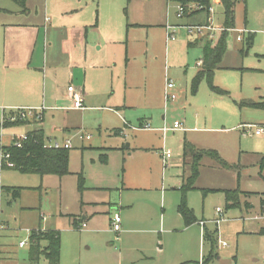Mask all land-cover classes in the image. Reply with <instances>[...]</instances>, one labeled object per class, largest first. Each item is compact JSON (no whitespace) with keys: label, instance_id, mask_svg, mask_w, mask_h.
<instances>
[{"label":"rangeland","instance_id":"rangeland-1","mask_svg":"<svg viewBox=\"0 0 264 264\" xmlns=\"http://www.w3.org/2000/svg\"><path fill=\"white\" fill-rule=\"evenodd\" d=\"M69 1L83 18L92 20L89 29L112 26L121 38L111 45L118 55L103 74V85V77L98 83L97 96L85 100V107L44 110L45 134L51 141L67 139L71 144L67 174L0 170V186L20 188V197L14 199L0 191V264H30V232L50 229L60 230L61 252L72 262L80 256L92 262L109 252L132 250L136 240L144 239L153 264H264V133L242 136L238 127L264 125V109L244 104L264 99V0L235 3L234 27L246 26L254 40L247 48L245 42L236 41L237 32L230 33L221 67L212 75L213 86L225 93L212 90L206 76L193 84L202 69L197 65L202 50L200 43L187 46L196 35L189 34L185 25L205 23L206 12L178 18L176 3L167 0ZM0 6L14 11L17 5L0 0ZM211 6L213 25L218 26L223 21L222 5L211 1ZM5 14L0 17L13 15ZM164 24L177 26L174 40L166 42ZM99 34L103 37L102 30ZM242 48L247 49L244 54ZM88 49L94 52L96 45L89 43ZM165 76L174 82L176 94L166 105L161 92ZM85 92L93 95L89 89ZM57 104L67 106L71 101ZM140 119L146 122L139 125ZM174 121L183 130L164 136L163 127L171 128ZM23 125L0 126V146L13 144V135L33 126ZM114 128L122 131L109 133ZM183 144L189 145L184 147V167ZM160 148L172 152L164 168ZM194 166L192 188L183 192L178 182L183 174L182 183L187 184ZM227 190L237 191L232 206L226 201ZM183 199L196 217L189 226L177 211ZM108 204L117 207L121 230L135 229L120 244L121 230L117 234L108 224ZM87 211L97 227L109 225L112 236L86 235L74 228L73 216ZM200 220L210 237L213 234L212 240L204 238ZM19 241L26 245L19 247ZM158 242L162 254L157 258ZM37 263L47 260L41 255Z\"/></svg>","mask_w":264,"mask_h":264},{"label":"crops","instance_id":"crops-1","mask_svg":"<svg viewBox=\"0 0 264 264\" xmlns=\"http://www.w3.org/2000/svg\"><path fill=\"white\" fill-rule=\"evenodd\" d=\"M211 1L214 4H221L220 0ZM14 3L17 5L14 11L11 9L8 11L6 8L0 6V15H6L5 13L13 14L11 16L2 15L3 18L0 17V113L2 115L9 114L19 108L34 109L37 114L41 115V118L39 120L31 118L27 122L23 123L24 125L29 123L33 124L31 128L24 130V134H26L33 129H43L41 124L44 119L45 109L60 110L63 108H70L80 110L81 108L73 107L74 94H78L80 96L82 107H85V100H90L89 98H92V96H97V90L99 89L98 83L100 85L103 74H105L111 67L110 64L113 63L118 55V51H116V53L115 51L112 52L111 45L120 41L119 39L121 38H117V35H114L112 26L99 30L97 26V16L95 18L96 24H94V26L97 27L95 29L94 27L89 29V27H92V20L89 21L88 18H83L81 13L82 11L79 8L74 7L72 2L69 0H25L23 7L16 1H14ZM14 13H17L18 15H14ZM192 15L194 14H191L190 16ZM21 17H29L30 19H21ZM165 26L166 24H164V28ZM218 27H224L223 21L220 25H218ZM239 29H243L244 31L240 33V35L237 32L238 34L235 36L236 41H241L242 43L245 42V46L247 48L251 47L254 40V33L248 31L246 26ZM101 30L103 31V37L99 34ZM220 33L221 31L216 32V39L211 42L214 43ZM238 35L240 36V40L237 38ZM250 35L253 36L252 43L247 45V38ZM229 36L230 33L227 32L226 48L228 47L227 39ZM242 36H244V40L242 39ZM88 37H90V41L88 40ZM207 40L208 39L204 36H196L193 40L187 42V46L199 45L200 43L202 50V45L204 41ZM92 42L94 46L96 45L94 52L88 49L89 43L92 44ZM90 47L92 46L90 45ZM245 50L247 51V49ZM245 50L242 48L240 53L244 54V52H246ZM199 60L202 61V58L198 59V61ZM200 66L198 67L200 68ZM224 68H226V66ZM166 77L167 76H165V78ZM105 78L106 75H104L101 85H103ZM165 78L161 90L163 102ZM87 83L89 84V88ZM87 89L92 91L93 95H88L85 92ZM66 100L71 101V104L67 106H60L57 104ZM166 104L164 102V105ZM125 105L126 104H124V107ZM109 109L117 113L116 109H112L110 107ZM144 122H146L144 119H140L139 125H143ZM241 125L242 123L239 124L238 127L240 128ZM178 130H183V128ZM55 131L57 132L58 128L55 129ZM121 131L122 130L120 128H114L109 130V133L120 134ZM173 131L177 130L167 131L164 133V136L171 135ZM43 132L46 141V139L50 136L48 137L45 134L44 129ZM52 138L57 139L55 135L52 136ZM81 138L83 139V137ZM85 138L87 139L89 136L87 135ZM49 140L51 139L49 138ZM65 140H63V142ZM181 148L182 153L180 156V163L184 167L186 164V154L183 151L184 144L181 145ZM106 149L110 148L107 147ZM163 149L164 148H160L158 151L161 163V151ZM171 158L172 152L169 161H171ZM104 161L105 158L103 159V162ZM162 168H164L163 164ZM183 180L184 177L182 174L181 181L178 182L179 186L182 185ZM3 187L5 186H0V191L5 192ZM175 188L177 189V187ZM108 205L109 209L107 210V213L110 215V222H108V224L111 225V218L115 213H117V207H111V204ZM261 207L263 210L264 199L261 200ZM93 220L94 215L87 211L81 215L73 216L71 224L74 228L79 229V231H83L86 235H98L99 233L104 232L107 236H109V234L112 236L113 231H111L109 225L108 227L102 229L99 226L97 227L96 223H93ZM88 221L90 224H88ZM121 221L122 220H120V223ZM194 222H196L195 216L192 223ZM200 222L201 220L199 221V224ZM192 223L185 225L189 226ZM202 226V232L204 231L206 233L204 236L205 238L210 233L207 232L205 223ZM50 230H54L59 233L61 255L59 254L58 264H153L150 261V257L152 255L149 254L144 239L136 240V246L132 248L134 251L129 249L124 252L119 251L115 254L109 252L105 255L98 256L96 261L92 262L91 260L87 261L86 259H81L80 256L77 261L72 262L73 260L68 259L64 253L61 252V247L64 245V239L62 238L60 230ZM263 231L264 230H262V232ZM130 232H135V229L130 228L126 230V228H123V230H121V234H119V237L117 238L119 240V244L125 242L124 238ZM118 233L119 232H117V234ZM20 242L21 241L18 243L19 247L26 245V241L24 245H20ZM42 244L45 245L46 242H43ZM112 244L113 242L111 241V245ZM157 245L158 246L155 247L154 256L158 258L162 254V249L159 242ZM114 250L118 249L114 247ZM154 264H160V262ZM169 264H171V262H169Z\"/></svg>","mask_w":264,"mask_h":264},{"label":"trees","instance_id":"trees-1","mask_svg":"<svg viewBox=\"0 0 264 264\" xmlns=\"http://www.w3.org/2000/svg\"><path fill=\"white\" fill-rule=\"evenodd\" d=\"M20 6H24L25 0H14ZM174 3H179L186 5L188 3H197L202 5L205 10L211 5V0H170ZM237 0H220L223 8V26L225 28L234 27V7ZM200 11H195L193 13H188L185 10V15L190 16L191 14H196ZM226 31H221L217 40L213 43L210 40L204 41L202 45V69L198 72L194 79V86L198 82L201 76H206L208 84L212 90L225 93L212 84V75L214 70L218 67L221 62L222 56L226 50ZM253 36L250 35L247 38V45L252 43ZM194 91V90H193ZM248 107L264 109V99L260 101H250L244 103ZM6 117L9 115H16L15 121H9L5 119L1 126H17L27 122L31 118L34 120H39L41 115L37 114L35 111L33 115L26 119L18 118L17 112L13 111L9 114H4ZM27 139L22 142L20 147H16L14 144L8 146H0V153H6L9 155L7 161L12 164V166L6 165V160H0V170L12 169L23 174H39V175H58L62 176L67 174L68 171V149L67 148H52L45 146V136L42 128L33 129L26 133ZM18 138V136H15ZM187 144H184L186 148ZM185 152V150H184ZM197 174V168L194 166L192 169V175L188 179L187 184L180 186V189L185 192L189 188H192V179ZM3 190L11 196L12 199L20 197V188L13 186H5ZM236 190L225 191L226 201L230 202V206L236 204L234 201ZM178 211L183 217L185 224H190L194 221V215L192 210L189 209L185 200L183 199L178 205ZM213 237V234L211 235ZM210 235H207L209 240H212ZM28 242L30 244L29 260L30 264H38L39 257L42 255L47 260L48 264H58L59 254H60V239L59 233L54 230H32L28 237ZM46 242L45 245L42 243Z\"/></svg>","mask_w":264,"mask_h":264},{"label":"built area","instance_id":"built-area-1","mask_svg":"<svg viewBox=\"0 0 264 264\" xmlns=\"http://www.w3.org/2000/svg\"><path fill=\"white\" fill-rule=\"evenodd\" d=\"M170 1V0H168ZM176 16L178 18H181L182 16H184L185 14V10L188 13H193L195 11H204L207 14L206 17V22L205 23H195V24H187L185 25V28L187 29V32L189 34L194 33L196 36L198 37H205L210 41H214L216 39V32L219 31H227L228 33H232V32H238L239 35L240 33H242L244 30L243 29H236V28H225V27H218L213 25V18L211 16V14L213 13V7L210 5L206 10L205 8L197 3H188L186 5H182L179 3H176ZM177 28L176 25H171V24H166L165 26V32H166V41H171L175 39V29ZM237 36L238 40H240V36ZM202 63L201 60H199L197 62V65L200 66ZM174 82L172 81V79L166 77L165 78V85H164V102L165 104L170 102V101H174L176 98V94L173 91L174 90ZM73 107L75 108H82V102H81V98L78 94H74L73 95ZM15 112H17L18 114V118L20 119H26L29 118L33 115L34 113V109H30V108H19L17 109ZM17 118L16 115H9L8 117H6L4 114L1 116V120L0 123L2 124V122L7 119L9 121H15V119ZM146 126V125H145ZM242 128V136H253V135H260L262 133H264V125L262 127H258L256 125H252V124H244L241 125ZM178 129H182L181 127V123L178 121H174L173 125L171 128H167V127H163V131L164 133H166L167 131H171V130H178ZM27 139V135L26 134H22L19 135L18 138L14 139V145L16 147H20L22 142L25 141ZM45 146L48 147H52L55 149L58 148H70L71 144L68 140H65L64 142L60 143L57 140H49V144H44ZM9 155L8 154H4V153H0V160H6V165L7 166H12V164L10 162L7 161ZM171 157V152L168 149H163L161 151V160H162V164L165 167L166 165H168V161L169 158ZM216 212L220 213L221 210L219 208H216ZM219 222V219L215 220V224L217 225ZM201 225L204 224L203 221L200 222ZM111 226L113 228V230L115 232H119L121 230L120 228V217L117 213H115L112 217L111 220ZM25 241H21L20 245H24ZM222 246H225L226 243L225 242H221Z\"/></svg>","mask_w":264,"mask_h":264}]
</instances>
